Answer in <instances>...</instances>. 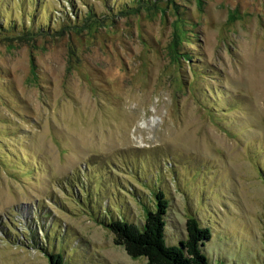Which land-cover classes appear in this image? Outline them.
Instances as JSON below:
<instances>
[{"label":"rangeland","instance_id":"374dc122","mask_svg":"<svg viewBox=\"0 0 264 264\" xmlns=\"http://www.w3.org/2000/svg\"><path fill=\"white\" fill-rule=\"evenodd\" d=\"M158 190L264 264V0H0V264H147L101 221Z\"/></svg>","mask_w":264,"mask_h":264},{"label":"trees","instance_id":"16d2710c","mask_svg":"<svg viewBox=\"0 0 264 264\" xmlns=\"http://www.w3.org/2000/svg\"><path fill=\"white\" fill-rule=\"evenodd\" d=\"M154 197L153 209L147 211L141 223L121 215L109 217L110 210L107 209L104 215L109 220L101 223L111 229L116 243L123 246L132 258L145 257L147 264H211L203 251L206 243L212 239L210 227L192 215L186 220L185 235L174 238V241L167 232L170 201L163 190H158ZM31 236L34 237L33 234ZM46 254L49 264H66L62 253Z\"/></svg>","mask_w":264,"mask_h":264}]
</instances>
